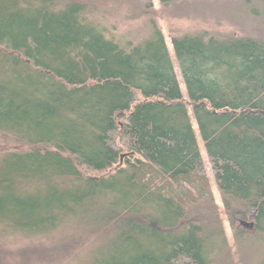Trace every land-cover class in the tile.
Instances as JSON below:
<instances>
[{"label":"trees","instance_id":"1","mask_svg":"<svg viewBox=\"0 0 264 264\" xmlns=\"http://www.w3.org/2000/svg\"><path fill=\"white\" fill-rule=\"evenodd\" d=\"M102 1L0 0V134L27 147L0 156V227L90 233L88 264H221L227 240L164 37L149 20L139 41L115 39L94 16ZM256 2L243 6L260 20ZM170 42L233 238L264 243V36ZM250 217L246 235L234 221Z\"/></svg>","mask_w":264,"mask_h":264},{"label":"rangeland","instance_id":"2","mask_svg":"<svg viewBox=\"0 0 264 264\" xmlns=\"http://www.w3.org/2000/svg\"><path fill=\"white\" fill-rule=\"evenodd\" d=\"M244 0H175L168 6H161L157 0H151L152 8L144 12L129 2L119 3L104 0L95 5V17L105 26L115 39L139 41L145 34V23L154 21L160 29L167 47L182 100L185 103L191 128L199 152V170L204 173L210 186L211 195L221 218L227 240V257L221 264H256L263 256V242H244L237 244L233 238L228 218L223 212L219 190L215 181L211 161L206 154L200 139L195 121L191 114V107L186 97L184 82L180 76L170 39L173 36L205 32L216 36H264V17H254L243 6ZM252 8L260 7L256 0H252ZM139 15V16H138ZM256 18V19H255ZM135 99L140 100L138 94ZM124 138L120 133L113 134V145L116 149L125 151ZM26 146L15 143L11 138L0 134V156L9 151H21ZM113 169L102 173H88V175H107ZM249 219H236L234 225L237 230L246 235L252 234L253 226ZM253 225V224H252ZM0 227V264H88L86 253L88 245L95 236L90 233L66 229L48 235H30L20 232H9ZM88 246V247H87ZM256 262V263H255ZM220 264V262H217Z\"/></svg>","mask_w":264,"mask_h":264},{"label":"water","instance_id":"3","mask_svg":"<svg viewBox=\"0 0 264 264\" xmlns=\"http://www.w3.org/2000/svg\"><path fill=\"white\" fill-rule=\"evenodd\" d=\"M253 215H254V213H253ZM252 224H253V222H251V223H248V224H247V226H248V227H251V226H252Z\"/></svg>","mask_w":264,"mask_h":264}]
</instances>
